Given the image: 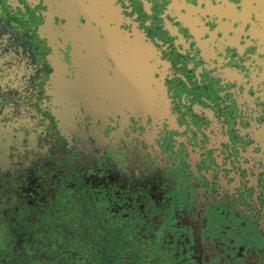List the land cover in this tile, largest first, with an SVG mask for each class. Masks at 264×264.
<instances>
[{
	"label": "flooded vegetation",
	"instance_id": "af4514ba",
	"mask_svg": "<svg viewBox=\"0 0 264 264\" xmlns=\"http://www.w3.org/2000/svg\"><path fill=\"white\" fill-rule=\"evenodd\" d=\"M59 1L0 0L9 126L33 157L66 158L1 211L12 252L64 235L86 246L66 257L159 264L169 240L154 232L178 194L226 208L264 248V0H106L107 28L84 31L64 28Z\"/></svg>",
	"mask_w": 264,
	"mask_h": 264
},
{
	"label": "water",
	"instance_id": "95a60500",
	"mask_svg": "<svg viewBox=\"0 0 264 264\" xmlns=\"http://www.w3.org/2000/svg\"><path fill=\"white\" fill-rule=\"evenodd\" d=\"M59 5L65 16L66 30H94L95 27L90 23L95 21L107 28L105 13L112 10L106 0H60ZM74 10L82 12V23L77 21ZM59 77L60 74L55 73L51 79L57 81ZM155 83L156 112L163 110L165 114L166 108L162 105L163 92L158 82ZM6 91L11 92L12 89L7 90L0 86V93ZM10 98L0 97V126L5 123V127L0 129V214L16 197V191L29 177L45 180L48 174L47 166L51 162L60 163L64 159L61 149L55 147L44 152L37 151V155L32 156L35 150L25 147L23 130L17 126L10 127V122L15 120L11 115L4 113L3 106H6L9 100L15 101ZM11 102L9 105L12 107ZM65 163L66 158L62 166ZM190 201L189 195L185 197L178 194L169 200L168 208L159 215L160 222L153 239L168 238L170 255L161 257L159 264H264V248L251 232L239 230L226 208L208 204L206 196L201 200V207H195L194 201L193 205ZM173 211L180 219L177 228L167 225Z\"/></svg>",
	"mask_w": 264,
	"mask_h": 264
},
{
	"label": "rangeland",
	"instance_id": "374dc122",
	"mask_svg": "<svg viewBox=\"0 0 264 264\" xmlns=\"http://www.w3.org/2000/svg\"><path fill=\"white\" fill-rule=\"evenodd\" d=\"M88 203L90 206L91 203L90 202ZM92 209L91 211H93ZM64 210L65 209H63V211ZM86 210L90 211V209H86ZM76 232H78L77 237L82 238V235L80 234H82L83 232L81 230H76ZM103 234H104V231H103ZM109 239L111 238L109 237ZM71 240H72L71 238L69 239V238H66L64 235H62L61 240H59L58 244H55L57 242L53 241L52 239L44 240V243H40L37 240V238L34 237L32 241L33 244H31L32 248L29 247V249H32V251L34 250L33 252L38 253L39 255L42 254L41 257H55L54 260H56V262L59 261L60 257H66L64 256V254L70 251H75L77 256H83L85 254L86 246H84L83 244L73 245ZM23 241L28 243L27 238L26 240H23ZM46 243H48V245H46ZM122 245L123 244H120L121 249L124 248ZM25 246L26 244H23V251H21L19 254H14L12 252V246L10 244L0 245V257L5 260L12 259V257H25L26 256L25 251L27 250V249L25 250L24 248ZM109 254H111L110 251H109ZM70 258H71L70 260L71 264H101L99 259L96 257H70ZM104 260H106L107 264H111L110 262L113 261V257H104ZM114 264H119V262L118 261L114 262Z\"/></svg>",
	"mask_w": 264,
	"mask_h": 264
},
{
	"label": "trees",
	"instance_id": "16d2710c",
	"mask_svg": "<svg viewBox=\"0 0 264 264\" xmlns=\"http://www.w3.org/2000/svg\"><path fill=\"white\" fill-rule=\"evenodd\" d=\"M29 247L32 248V245ZM33 251L28 248V251H25V257H12V259L9 260L0 257V264H71L70 257H60L59 261L56 262V260H54L55 257H40L38 253H34ZM114 262L115 261H112L110 263L114 264Z\"/></svg>",
	"mask_w": 264,
	"mask_h": 264
},
{
	"label": "crops",
	"instance_id": "0c3cea01",
	"mask_svg": "<svg viewBox=\"0 0 264 264\" xmlns=\"http://www.w3.org/2000/svg\"><path fill=\"white\" fill-rule=\"evenodd\" d=\"M11 207V206H9ZM14 238V234L11 230H8L7 226L4 224L0 225V245L10 244Z\"/></svg>",
	"mask_w": 264,
	"mask_h": 264
}]
</instances>
